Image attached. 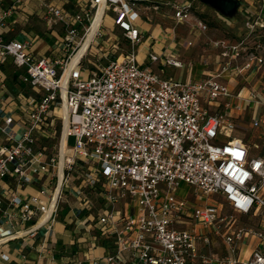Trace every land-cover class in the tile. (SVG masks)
<instances>
[{
  "label": "built area",
  "instance_id": "built-area-1",
  "mask_svg": "<svg viewBox=\"0 0 264 264\" xmlns=\"http://www.w3.org/2000/svg\"><path fill=\"white\" fill-rule=\"evenodd\" d=\"M4 1L0 27L23 0ZM133 4L43 0V17L64 31L58 43L65 54L58 58L0 33V103L17 100L0 108V219L11 227L33 222L27 231L34 233L52 225L71 194L79 205L68 212L85 214L88 231L110 243L107 255L90 264H264V119H234L227 110L233 92L221 79L231 70H262L264 44L218 37L217 73L187 81L164 76L139 60ZM173 6L177 22L193 16L191 2ZM109 11L122 37L104 29ZM196 26L208 28L199 17ZM148 55L156 62L161 56ZM6 65L18 71L16 93ZM59 121L54 152L48 145ZM69 136L76 139L71 147ZM183 182L194 187V199L179 194ZM98 195L104 206L95 204ZM242 216L251 224L241 223ZM13 233L0 226L1 237Z\"/></svg>",
  "mask_w": 264,
  "mask_h": 264
},
{
  "label": "crops",
  "instance_id": "crops-1",
  "mask_svg": "<svg viewBox=\"0 0 264 264\" xmlns=\"http://www.w3.org/2000/svg\"><path fill=\"white\" fill-rule=\"evenodd\" d=\"M8 1L10 0H5L3 4ZM42 1L23 0L18 9L6 16L5 25L0 27V33L10 38L27 41L30 45L28 49L35 54L50 55L53 58L62 57L65 51L58 43V38L64 32L62 25L54 20L46 21L41 14ZM51 1L66 5L75 2V0ZM81 1L83 4L88 0ZM128 1L135 3L133 4L136 13L134 24L142 34L141 40L136 44L140 62L152 65L156 72L164 76H173L186 81L199 79L208 73H217L221 69L223 57L220 48L218 49L213 41L218 37L227 41L232 40L213 33L209 26L206 30H201L192 21L194 15L186 21L177 22L174 17V3H170L173 0ZM179 1L181 3L184 0ZM174 22L177 26H173ZM179 23H187V30L181 28ZM104 25H106L103 27L107 33L122 37L121 30L113 24L112 11L107 13ZM182 30L187 31V34L182 33ZM188 41H192V44H188ZM124 44L127 48L128 42L125 41ZM149 52H157L161 55L160 59L157 62L151 61ZM166 56L179 60L181 64L174 65L166 62ZM243 60V57H240L233 63L241 64ZM6 72L10 75L8 76L10 90L14 93L18 92L21 88L18 71H13L12 66L6 65ZM234 78H237L241 85L248 84L250 87L247 85L243 92L238 94L239 89L231 87L230 84ZM221 79L228 83L233 92V95L228 98L230 106L227 110L234 119L244 124H249L253 118L264 119V104L260 102V99L264 101V68L259 70L253 67L238 74L231 70L222 74ZM253 91H256V97ZM7 100L9 103L7 105L0 103V108L7 109L17 103V100L11 97ZM224 101L225 99L222 103ZM210 107L217 108V106ZM224 107V104L219 106L221 109ZM34 188L22 191L25 193ZM13 189L12 187L11 190ZM8 199L4 197L3 201L7 203ZM67 200L70 207L77 208L79 205L78 199L71 194H67ZM69 205L62 206L66 208L63 214L60 212L62 208L59 209L50 227L45 224L34 233L27 231L33 222L11 227L9 222L0 219V226L11 228L15 234V236H0V264H79L81 261L82 264H90L92 258H104L111 249L110 243L99 233L88 231L86 224L81 220L85 214L72 215L68 212ZM3 253L9 255V260L2 258Z\"/></svg>",
  "mask_w": 264,
  "mask_h": 264
},
{
  "label": "rangeland",
  "instance_id": "rangeland-1",
  "mask_svg": "<svg viewBox=\"0 0 264 264\" xmlns=\"http://www.w3.org/2000/svg\"><path fill=\"white\" fill-rule=\"evenodd\" d=\"M177 1L179 0H176V1L173 0V1H170V3H176ZM184 1L189 2V3L191 2L193 5L192 13L194 17H192V21L195 25L197 22V18H196L197 16L199 18H202L208 24V26L211 28L213 33L227 37V39L236 41L243 37L247 41L249 46L252 45L254 42H260V41L264 44V36H263L264 29H261L262 27L259 26L260 22L264 21V0H246L247 3L242 6L239 12L235 13L234 19H231L230 17L225 16L224 14L219 12L217 9H215L213 6L207 3H204L202 0H184ZM168 12H170V10H168ZM258 20L259 22H257ZM175 24L176 22H174L173 26H177ZM179 24L178 25L181 28H184L185 30H187L188 28L187 23L185 24L179 23ZM105 26L106 25H104V27ZM167 26H169V24ZM252 29H255V30H252ZM182 33L187 34V31L182 30ZM121 44L124 45L122 41H121ZM88 66L90 68H93V65L90 63L88 64ZM230 84H231V87L239 89L238 94H241V91L248 85V84L241 85V82L237 78H234L233 81L230 82ZM61 128H62V123L59 121L57 124V134L54 137V139H51L49 141L48 147L51 151H54V152L57 151L58 142L61 139L60 138ZM75 140L76 139L74 138V136L68 137L67 143L69 147L74 145ZM179 189H180L179 194L182 196H186V197L189 196L190 199H194L196 196L194 187H191L190 185H187L184 182L181 183V186ZM200 196L201 195H199V197H196V199L200 200ZM95 204L97 206H104L105 201L101 199L100 195H98V197L96 198ZM61 208L62 209L60 210V212L61 214H63L66 211V208H63V207ZM94 210L97 211L96 208H94ZM240 222L243 224H248V225L251 224L247 216L240 217Z\"/></svg>",
  "mask_w": 264,
  "mask_h": 264
},
{
  "label": "water",
  "instance_id": "water-1",
  "mask_svg": "<svg viewBox=\"0 0 264 264\" xmlns=\"http://www.w3.org/2000/svg\"><path fill=\"white\" fill-rule=\"evenodd\" d=\"M217 9L219 12L224 14L231 19L235 18V13L239 12L246 0H202Z\"/></svg>",
  "mask_w": 264,
  "mask_h": 264
},
{
  "label": "bare ground",
  "instance_id": "bare-ground-1",
  "mask_svg": "<svg viewBox=\"0 0 264 264\" xmlns=\"http://www.w3.org/2000/svg\"><path fill=\"white\" fill-rule=\"evenodd\" d=\"M83 51V49H81V51H80V53ZM80 53H78L75 57H74V60H76L77 58H78V56H79V54ZM66 126H67V122H66V124H65V128H64V133H63V142H64V144H65V141H66V136H65V129H66ZM62 156H61V165H63V162H64V147H63V150H62V154H61ZM62 175H63V172H62V170L60 171V176L62 177Z\"/></svg>",
  "mask_w": 264,
  "mask_h": 264
},
{
  "label": "trees",
  "instance_id": "trees-1",
  "mask_svg": "<svg viewBox=\"0 0 264 264\" xmlns=\"http://www.w3.org/2000/svg\"><path fill=\"white\" fill-rule=\"evenodd\" d=\"M261 29H264V27H262ZM261 35V34H260ZM264 36V35H263ZM260 43H262L261 41H260ZM59 131V130H58Z\"/></svg>",
  "mask_w": 264,
  "mask_h": 264
},
{
  "label": "snow or ice",
  "instance_id": "snow-or-ice-1",
  "mask_svg": "<svg viewBox=\"0 0 264 264\" xmlns=\"http://www.w3.org/2000/svg\"><path fill=\"white\" fill-rule=\"evenodd\" d=\"M240 155H242V154H240ZM229 167H231V165H230ZM229 190H230V189H229Z\"/></svg>",
  "mask_w": 264,
  "mask_h": 264
}]
</instances>
